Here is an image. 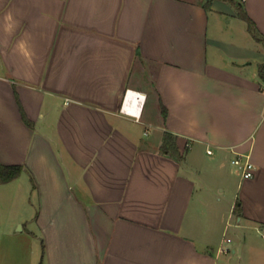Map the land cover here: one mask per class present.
Wrapping results in <instances>:
<instances>
[{
  "label": "crops",
  "instance_id": "1",
  "mask_svg": "<svg viewBox=\"0 0 264 264\" xmlns=\"http://www.w3.org/2000/svg\"><path fill=\"white\" fill-rule=\"evenodd\" d=\"M207 1L0 0V264H264V0Z\"/></svg>",
  "mask_w": 264,
  "mask_h": 264
},
{
  "label": "trees",
  "instance_id": "2",
  "mask_svg": "<svg viewBox=\"0 0 264 264\" xmlns=\"http://www.w3.org/2000/svg\"><path fill=\"white\" fill-rule=\"evenodd\" d=\"M228 1L233 2V0ZM206 6H210V0L207 1ZM238 13L239 16L248 23L249 30L252 32L256 40L264 42V36L260 35V33L258 32L255 21L248 15L244 6L240 3L238 4ZM258 72L264 82V62L260 63ZM163 113L164 115H166V109L163 110ZM23 118L28 125H31V121L28 119L24 112ZM161 150L163 153L171 155L177 160H181L183 158V155L180 153L177 145L176 136L170 132L164 133ZM23 170L24 166L21 164H4L0 160V182L6 183L18 178L22 174ZM235 209H238V205L235 206Z\"/></svg>",
  "mask_w": 264,
  "mask_h": 264
},
{
  "label": "built area",
  "instance_id": "3",
  "mask_svg": "<svg viewBox=\"0 0 264 264\" xmlns=\"http://www.w3.org/2000/svg\"><path fill=\"white\" fill-rule=\"evenodd\" d=\"M128 112H131V109H127ZM233 163L240 166L241 168V177L243 179H249L254 177L255 175V164L252 161L250 155L248 154H239L235 159H233ZM235 208V207H234ZM228 241H230L231 239L228 238ZM221 251L223 252H228L230 251L229 248H220Z\"/></svg>",
  "mask_w": 264,
  "mask_h": 264
},
{
  "label": "rangeland",
  "instance_id": "4",
  "mask_svg": "<svg viewBox=\"0 0 264 264\" xmlns=\"http://www.w3.org/2000/svg\"><path fill=\"white\" fill-rule=\"evenodd\" d=\"M151 106H152V104H151ZM232 167H233V169H234L235 172H237V171L240 172V167H239L238 165H233V164H232ZM237 173H238V172H237ZM25 178H26V176H25ZM21 179H22V178H21ZM230 189H231V185H229L228 190H227V193H229V190H230ZM8 198H9V195L6 194V193H4V192H2L1 189H0V200H1V199H8ZM4 205L6 206V202L4 203ZM5 206L2 208V215H3V216H4V215L7 216V214H8V208L5 207ZM18 209L21 211V214H22L23 217L27 216V215H26V210H23V207H22V208L19 207ZM19 210H18V211H19ZM18 211H17V212H18ZM18 213H19V212H18ZM5 216H4V217H5ZM0 222H1V221H0ZM0 224H1V225H0L1 227L4 226L3 221H2ZM20 224H21V223H20ZM20 224H18V225L16 226V229H21Z\"/></svg>",
  "mask_w": 264,
  "mask_h": 264
},
{
  "label": "bare ground",
  "instance_id": "5",
  "mask_svg": "<svg viewBox=\"0 0 264 264\" xmlns=\"http://www.w3.org/2000/svg\"><path fill=\"white\" fill-rule=\"evenodd\" d=\"M137 95H138V93H136V92H134L132 90L129 91L127 99H126L125 109L131 108V101H132V99H137ZM141 96L143 98L145 97L144 94H142ZM131 111H136L137 112L138 110L137 109H134V110L131 109Z\"/></svg>",
  "mask_w": 264,
  "mask_h": 264
}]
</instances>
